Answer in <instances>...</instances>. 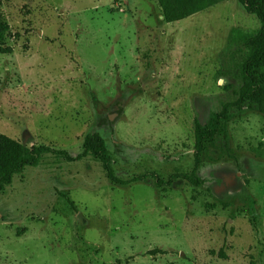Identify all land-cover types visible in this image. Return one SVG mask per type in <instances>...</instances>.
I'll return each instance as SVG.
<instances>
[{
  "label": "rangeland",
  "instance_id": "1",
  "mask_svg": "<svg viewBox=\"0 0 264 264\" xmlns=\"http://www.w3.org/2000/svg\"><path fill=\"white\" fill-rule=\"evenodd\" d=\"M0 133L44 155L0 192V264H264V117L235 112L200 157L193 126L236 98L259 21L235 0L167 24L156 0H0ZM103 137L117 178L83 153ZM77 159V160H75Z\"/></svg>",
  "mask_w": 264,
  "mask_h": 264
},
{
  "label": "trees",
  "instance_id": "2",
  "mask_svg": "<svg viewBox=\"0 0 264 264\" xmlns=\"http://www.w3.org/2000/svg\"><path fill=\"white\" fill-rule=\"evenodd\" d=\"M225 1L229 0H156L162 18L167 24L187 19ZM235 1L243 7L247 14L254 16L260 24L259 29L254 32L245 33L235 30L229 38L232 44H237L245 49V59L240 65V87L235 93L236 98L225 103L222 109L218 113L212 114L204 124L197 120L194 122V167L190 173L171 177L167 182L157 181V186H162V184L170 186L175 178H180L194 187H200L204 182L197 175L200 157L207 145L225 132L226 126L234 117L235 112L245 107L264 117V0ZM5 31V25L0 23L1 52H5V49L2 48ZM82 147L83 153L77 159L90 155L98 160L103 166L106 178L112 184L127 186L142 181L140 178L125 181L116 177L105 140L98 133L85 136ZM46 154L62 156L68 161L73 160L65 151H55L47 146L28 148L0 133V192L10 185L13 177L23 169L36 167Z\"/></svg>",
  "mask_w": 264,
  "mask_h": 264
}]
</instances>
